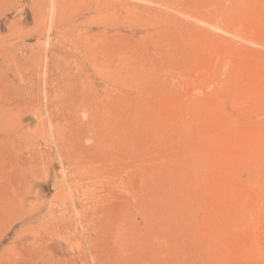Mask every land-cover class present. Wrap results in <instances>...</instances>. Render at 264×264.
Returning a JSON list of instances; mask_svg holds the SVG:
<instances>
[{
	"label": "rangeland",
	"instance_id": "rangeland-1",
	"mask_svg": "<svg viewBox=\"0 0 264 264\" xmlns=\"http://www.w3.org/2000/svg\"><path fill=\"white\" fill-rule=\"evenodd\" d=\"M108 1L0 3V264H264V0Z\"/></svg>",
	"mask_w": 264,
	"mask_h": 264
},
{
	"label": "bare ground",
	"instance_id": "bare-ground-1",
	"mask_svg": "<svg viewBox=\"0 0 264 264\" xmlns=\"http://www.w3.org/2000/svg\"><path fill=\"white\" fill-rule=\"evenodd\" d=\"M8 1H9V2H11V1H12V2H13V1H16V3H18L19 6H20L19 10L21 9L22 5H24V4H22L24 0H0V3H3V4H4V3H7ZM82 1H84V2H89V3L91 2V0H35V5H37L38 10H39L38 13L36 14V15H38V16H36V17H38V18L41 19V20H47V19H48L49 22H50V24H51V25H50V28H49V32H51V30H52V29H51V28H52L51 26L53 25V23H54V22H57V21L60 20L61 18L63 19V17L65 16V14H66V13H65V12H66V8H68L69 6H72V4L75 3V2H82ZM121 1H122V0H112V1H108V3L113 2V3H112V4H113L112 6H114V5H115L114 3H116V2H121ZM250 1H251V0H250ZM256 1H257V0H256ZM257 2H258V1H257ZM261 2H262V1H261ZM104 3H106V2H104ZM10 4H11V3H10ZM5 5H6V4H4V6H5ZM108 5H109V4H108ZM0 6H2V4H0ZM8 7H9V6H8ZM29 8H30V7H29ZM2 9H3V10H1V12L4 11L5 8H2ZM16 9H17V8H16ZM5 10H6V9H5ZM13 10H14V9H13ZM237 10H238V9H237ZM8 11H9V10H8ZM14 11H15V10H14ZM258 11H259V10H258ZM260 11H261V10H260ZM263 11H264V9H263ZM263 11H262V12H263ZM5 12H7V11H5ZM19 12H21V11H19ZM233 13H234V18H235V16H236V15H235L236 10H235V12H233ZM233 13H232V14H233ZM237 13H238V12H237ZM237 13H236V14H237ZM239 13H240V12H239ZM0 14H1V13H0ZM3 14H4V12H3ZM8 14H9V13H8ZM67 14H68V13H67ZM253 14H254V12H253ZM84 15H85V14H84ZM238 15H239V14H238ZM240 15H241V16H238V17H242V14H240ZM258 15H259V14H258ZM1 16H2V15H1ZM1 16H0V17H1ZM5 16H6V15H5ZM32 16H33V15H32ZM73 16H74V15H73ZM230 16H231V15H230ZM243 16H244V14H243ZM245 16H246V15H245ZM256 16H257V15H256ZM87 17H88V16H87ZM232 17H233V15L231 16V18H232ZM20 18H21V16H20ZM33 18H34V17H33ZM244 18H245V17H244ZM246 18H247V17H246ZM236 19H237V17H236ZM239 19H240V18H239ZM241 19H242V18H241ZM84 20H85V19H84ZM234 20H235V19H234ZM241 21H242V20H241ZM42 22H43V21H42ZM237 22H239L238 19H237ZM242 22H243V21H242ZM242 22H241V23H242ZM259 22H260V21H259ZM44 23H45V22H44ZM243 23H244V22H243ZM36 24H37V23H36ZM81 24H82V22H81ZM239 24H240V22H239ZM256 24H257V23H256ZM45 26H46V24H45ZM86 26H87V25H86ZM7 27H8V26H7ZM9 27L11 28V26H9ZM35 28H36V26H35ZM262 28H264V27H262ZM32 29H33V28H32ZM54 29H55L54 31L57 32V27L54 26ZM58 29H59V28H58ZM60 29H61V28H60ZM85 29H86V28H85ZM23 31H24V30H23ZM29 31H30V30H29ZM52 31H53V30H52ZM59 31H60V30H59ZM83 31H84V30H83ZM88 31H89V29H88ZM88 31H87V32H88ZM25 32H26V31H25ZM72 32H73V31H72ZM81 32H82V31H81ZM87 32H86V33H87ZM30 33H31V32H30ZM33 33H34V32H33ZM35 33L37 34V38H46V37H48V34L45 33V27H44V28H43V27L39 28V30H36ZM35 33H34V34H35ZM60 33H61V31H60ZM68 33H70V32H68ZM238 33H239V32H238ZM62 34H63V33H62ZM70 35H71V34H70ZM81 35H82V34H81ZM237 35H238V34H237ZM85 36H88V35L86 34ZM81 37H82V36H81ZM224 37H225V36H224ZM25 38H26V37H25ZM19 39H20V38H19ZM55 39H56V38H54V40H55ZM58 39H60V38H58ZM58 39H56V40H58ZM228 39H229V38H228ZM238 39H239V37H238ZM52 40H53V39H52ZM83 40H84V39H83ZM83 40H82V41H83ZM240 40H241V39H240ZM39 41H41V40H39ZM41 42H42V41H41ZM69 42H70V41H69ZM53 43H54V42H53ZM53 43H52V44H53ZM57 43H58V42H57ZM81 43L83 44V42H81ZM46 44H47V43H46ZM86 44H88V43H86ZM44 45H45V43H44ZM50 45H51V44H50ZM58 45H60V44H58ZM201 45H202V44H201ZM42 46H43V45H42ZM83 46H84V45H83ZM85 46H86V45H85ZM35 47H36V46H35ZM48 47H49V46H48ZM197 47H198V46H197ZM200 47H201V46H200ZM200 47H198V48H200ZM40 48H41V47H40ZM57 48H58V47H57V44L54 43L53 46L50 47V49L47 48V49H48L47 52L50 53V54H52V55H54V54L56 53V51L58 50ZM61 48H62V47H61ZM80 49H81V48H80ZM195 49H196V48H195ZM30 50H31V49H30ZM84 50H85V49H84ZM196 50H197V49H196ZM208 50H209V49H208ZM45 51H46V49H45ZM45 51H44V52H45ZM203 51H204V49H203ZM199 52H200V50H199ZM45 53H46V52H45ZM219 54H220V53H219ZM203 55H204V54H203ZM201 56H202V53H201ZM204 56H205V55H204ZM205 57H207V56H205ZM252 57H253V56H252ZM237 61H238V60H237ZM246 61H247V60H246ZM238 62H239V61H238ZM243 62L246 64L245 61H243ZM241 63H242V62H241ZM244 63H242V65H243ZM238 64H239V63H238ZM238 64H237V65H238ZM218 65H219V64H218ZM246 65H247V64H246ZM246 65H244V67H245ZM252 65H253V64H252ZM252 65H251V67H252L251 69L254 68V66H252ZM41 66H42V65H41ZM215 66H216V65H215ZM248 66H249V65H248ZM224 67H225V64H224ZM222 68H223V67H222ZM257 68H258V67H257ZM257 68H256V69H257ZM259 68H260V67H259ZM216 69H217V68H216ZM219 69H220V68H219ZM226 69H228V67H227ZM237 69H238V67H237ZM242 69H243V68H241V71H242ZM246 69H247V68H246ZM248 69H250V68H248ZM235 70H236V69H235ZM239 70H240V69H239ZM215 71H216V70H215ZM232 71H233V70H232ZM243 71H244V69H243ZM249 71H250V70H249ZM249 71H248V74H249ZM256 71H257V70H256ZM261 71H262V70H261ZM213 72H214V71H213ZM221 72H223V70H221ZM234 72H235V71H234ZM250 72H251V71H250ZM253 72H254V71H253ZM230 73H232V72H230ZM235 73H236V72H235ZM235 73H234V75H235ZM238 73H240V71H238ZM255 73H256V72H255ZM240 74H241V73H240ZM242 74H244V73H242ZM212 75H214V74H212ZM215 75H216V74H215ZM232 75H233V74H232ZM244 75H245V74H244ZM248 76H249V75H248ZM251 76H252V75L250 74V77H251ZM254 76H257V73L254 74ZM219 77H220V75H219ZM228 77H229V76H228ZM231 78H232V77H231ZM239 78H240V77H239ZM244 78H245V77H244ZM247 78H248V77H247ZM252 78H253V77H252ZM252 78H250V79H251V80H254V79H252ZM233 79H234V78H233ZM233 79H232V80H233ZM240 79L242 80V78H240ZM240 79H239V80H240ZM248 79H249V78H248ZM262 79H263V78H262ZM215 80H216V79H215ZM222 80H223V79H222ZM222 80H221V81H222ZM232 80H231V81H232ZM237 80H238V74H237ZM246 80H247V79H246ZM235 81H236V80H235ZM244 81H245V80H244ZM254 81H255V80H254ZM254 81H252V82L255 83ZM227 82H228V81H227ZM236 82H237V81H236ZM236 82H233V83H236ZM256 82H257V80H256ZM231 83H232V82H231ZM253 83H250V84H253ZM241 84H242V82H241ZM241 84H240V85H241ZM245 84H246V83H245ZM245 84H244V87H245ZM263 84H264V83H263ZM232 85H233V84H232ZM236 85H238V82H237ZM210 88H211V87H210ZM252 88H254L253 85H252ZM252 88H251V89H252ZM255 88H257V86H256ZM259 88H260V87H259ZM236 89H237V87H236ZM238 89H239V88H238ZM240 89H241V88H240ZM243 89H245V88H243ZM246 89L250 92V90H249V88H248V85H247V88H246ZM257 90H258V89H257ZM263 90H264V87H263L262 91H263ZM217 91H218V90H217ZM223 91H224V90H223ZM235 91H236V90H235ZM239 91H240V90H239ZM248 91L245 92V94H246V93L248 94ZM208 92H209V91H208ZM208 92H207V93H208ZM241 92H242V91H241ZM253 92H254V90H252V93L250 92L249 94L252 95ZM258 92H261V91L258 90ZM183 93H184V92H183ZM183 93H182V94H183ZM209 93H210V92H209ZM209 93H208V94H209ZM232 93H234V92H232ZM232 93H231V94H232ZM262 93H263V92H261V93H259V94L261 95ZM172 94H174V92H173ZM179 94H180V93H179ZM184 94H185V93H184ZM186 94H187V93H186ZM191 94H192V93H191ZM194 94H195V93H194ZM197 94H198V93H196L195 95H197ZM240 94H241V93H240ZM242 94H243V93H242ZM245 94H243V95L246 96L247 94H246V95H245ZM249 94H248V95H249ZM254 94H255V93H254ZM254 94H253V96H254ZM256 94H258L257 91H256ZM263 94H264V93H263ZM169 95H170V94H169ZM169 95H167V96H169ZM192 95H193V94H192ZM198 95H199V94H198ZM200 95H201V94H200ZM223 95H224V94H223ZM176 96H177V94H176ZM241 96H242V95H241ZM170 97H171V96H170ZM183 97H184V96H183ZM224 97H225V96H224ZM235 97H236V96H235ZM242 97H243V96H242ZM249 97H250V96H249ZM258 97H259V96H258ZM164 98H165V96H164ZM181 98H182V96H181ZM200 98H201V96H200ZM207 98H208V97H207ZM239 98H240V96H239ZM239 98H238V99H239ZM251 98H252V97H251ZM259 98H260V97H259ZM232 99H233V98H232ZM249 99H250V98H249ZM143 100H144V99H143ZM145 100L148 101L149 99L145 98ZM168 100H169V99H168ZM173 100H174V98H172V101H173ZM177 100H178V99H177ZM236 100H237V99H236ZM239 100H240V99H239ZM260 100H261V102H262V98H261ZM147 101H146V102L144 101V102H145V105L149 102V101H148V102H147ZM150 101H152V99H151ZM159 101H161V99H160ZM172 101H171V102H172ZM179 101H180V100H179ZM230 101H232V100L230 99ZM245 101H246V100H245ZM263 101H264V100H263ZM140 102H141V101L139 100V104H140ZM152 102H153V101H152ZM154 102H155V101H154ZM163 102H164V100H163ZM163 102H162V103H163ZM167 102H169V101H167ZM177 102H178V101H177ZM181 102H182V101H181ZM232 102H233V101H232ZM234 102H235V101H234ZM246 102H247V101H246ZM259 102H260V101H259ZM137 103H138V101H137ZM137 103H136L135 105H137ZM150 103H151V102H150ZM185 103H186V102L184 101V104H185ZM228 103H229V107H230V102H228ZM240 103H241V102H240ZM243 103H244V102H243ZM243 103H242V104H243ZM262 103H263V102H262ZM141 104H142V102H141ZM141 104H140V105H141ZM151 104H152V103H151ZM157 104H158V103H157ZM166 104H167V103H166ZM166 104H165V105H166ZM168 104H169V103H168ZM168 104H167V105H168ZM179 104H180V103H179ZM184 104H183V106H184ZM236 104H237V103H236ZM148 105H149V103H148ZM152 105H153V104H152ZM152 105H151V106H152ZM161 105H162V104H161ZM161 105H160V106H161ZM167 105H166V108H167ZM170 105H171L170 108H173V107H174V105H173V107H172V104H171V103H170ZM170 105H169V106H170ZM205 105H206V104H205ZM244 105H245V104H244ZM223 106H224V105H223ZM262 106H263V105H262ZM163 107H164V106H163ZM203 107H204V106H203ZM239 107L241 108V106H239ZM256 107H258V109H259V108L261 109V106H260V107H259V106H256ZM150 108H152V107H150ZM150 108H147L148 111H150V110H149ZM158 108H159V107H158ZM158 108H157V110H158V112H159V111L161 110V108H160V110H159ZM176 108H177V107H175L174 111H175V112H178L179 110L176 111ZM180 108H181V107H180ZM199 108H200V107H199ZM205 108H206V107H205ZM210 108H211V107H210ZM213 108H214V107H213ZM213 108H212V109H213ZM231 108H232V107H231ZM138 109H139V111H140V107H139ZM141 109L143 110V108H141ZM145 109H146V108H144V110H145ZM152 109H153V108H152ZM155 109H156V108H155ZM177 109H178V108H177ZM221 109H222V107H221ZM225 109H226V108H225ZM262 109H263V108H262ZM144 110H143V111H144ZM157 110H155V111L153 110L152 113H156ZM163 110L165 111L166 109L162 108L161 111L163 112ZM198 110H199V109H198ZM206 110H207V109H206ZM217 110H218V109H216V111H215V109H214L213 111L217 112ZM125 111H126V110H125ZM143 111H142V112H143ZM146 111H147V110H146ZM146 111H145V112H146ZM169 111H170V110H169ZM169 111H168V112H169ZM172 111H173V110H171V112H172ZM174 111H173V112H174ZM202 111H203V110H202ZM202 111H201V112H202ZM224 111L226 112V110H224ZM253 111H254V110H253ZM133 112H134V111H133ZM135 112H136V111H135ZM145 112H144V113H145ZM150 112H151V111H150ZM175 112L172 113V114H173V115L176 114ZM208 112H209V111H208ZM246 112H247V111H246ZM147 113H148V116H149V112H147ZM169 113H170V112H169ZM205 113H207V112H205ZM209 113H210V112H209ZM211 113H214V112L211 111ZM223 113H224V112H223ZM125 114H126V113H125ZM130 114H131V113H130ZM130 114H129V115H130ZM159 114H160V113H158V115H159ZM163 114H164V112H163ZM201 114H202V113H201ZM217 114H218V113H217ZM126 115H127V114H126ZM126 115H125V116H126ZM133 115H134V113H133ZM133 115L130 116V117H134ZM136 115H137V114H136ZM136 115H135V116H136ZM146 115H147V114H146ZM151 115H152V114H151ZM154 115H156V114H154ZM169 115H170V114H169ZM194 115H195V114H194ZM204 115H205V114H204ZM210 115H211V114H210ZM214 115H215V114H214ZM214 115L212 114L211 116H214ZM218 115H219V114H218ZM161 116H162V115H161ZM166 116H167V115H166V111H165L164 117L166 118ZM224 116H225V115H224ZM126 117H128V116H126ZM130 117H129V118H130ZM136 117H137V116H136ZM153 117H154V116H153ZM159 117H160V116H159ZM159 117H158V118H159ZM203 117H204V116H203ZM203 117H201V118H203ZM206 117H208V116H206ZM227 117H228V116H227ZM242 117H243V116H242ZM124 118H125V117H124ZM150 118H151V117H150ZM156 118H157V117H156ZM194 118H195V117H194ZM199 118H200V117H199ZM209 118H210V117H209ZM219 118H220V117H219ZM224 118H225V117H224ZM224 118H223V119H224ZM231 118H232V116H231ZM195 119H196V118H195ZM206 119H208V118H206ZM223 119H221V120H223ZM228 119H229V117H228ZM249 119H250V118H249ZM128 120L130 121V119H128ZM128 120H127V121H128ZM156 120H157V119H156ZM263 120H264V119H263ZM215 121H216V120H215ZM219 121H220V120H219ZM225 121H226V118H225ZM227 121H228V120H227ZM229 121H230V119H229ZM237 121H238V120H237ZM205 122H207V121H205ZM217 122H218V121H217ZM230 122H231V121H230ZM234 122H235V121H234ZM261 122H262V121H261ZM223 123H224V122H223ZM252 123H253V122H252ZM252 123H251V124H252ZM263 123H264V121H263ZM259 124H261V123L258 122V127H259ZM186 125H187V124H186ZM209 125H210V124H209ZM226 125H227V124H226ZM229 125H230V124H229ZM232 125H233V123H232ZM234 125H235V123H234ZM236 125H238V124H236ZM216 126H217V124H216ZM239 126H240V125H239ZM249 126H253V125H249ZM249 126H248V128H249ZM254 126H255V128H256V127H257V123H256V125H254ZM263 126H264V124H263ZM185 127H187V126H185ZM223 127H225V126H223ZM223 127H222V128H223ZM229 127H230V126H229ZM197 128H198V127H197ZM213 128L215 129V126H214ZM234 128H235V127H234ZM248 128H247V129H248ZM250 128H251V127H250ZM250 128H249V129H250ZM260 128H261V127H260ZM157 129H158V128H157ZM183 129H184V127H183ZM227 129H228V128H227ZM227 129H226V131H225V133H224V136L229 137V135H230V138H231V134L233 133L232 130H234V129H232V128H231L232 130L229 129L231 132H230L229 130H227ZM251 129H252V128H251ZM261 129H264V127L261 128ZM195 130H196V129H195ZM198 130H200V129L198 128ZM216 130H217V128H216ZM223 130H224V129H223ZM239 130H240V129H239ZM243 130H244V129H243ZM243 130H242V133H244ZM259 130H260V129H259ZM221 131H222V129H220V131H218V132H221ZM250 131H251V130H250ZM257 131H258V130H257ZM197 132H199V131H197ZM200 132H201V131H200ZM239 132H240V131H239ZM247 132H248V131H247ZM201 133H202V132H201ZM222 133H223V131H222ZM234 133H235V131H234ZM242 133H240L239 135H241ZM253 133H255V132H252L251 134H253ZM262 133H263V132H262ZM170 134H171V133H170ZM217 134H218V133H217ZM244 134H246V131H245ZM259 134H260V133H259ZM214 135H215V134H214ZM214 135H212V136L214 137ZM220 135L222 136L223 134H220ZM232 135H234V134H232ZM242 135H243V134H242ZM242 135H241V136H242ZM248 135L250 136V133H247L246 136H248ZM253 135H254V134H253ZM237 136H238V135H237ZM241 136H240V139H241L242 137L244 138V136H242V137H241ZM249 136H248V137H249ZM251 136H252V135H251ZM258 136H259V135H258ZM260 136H261V135H260ZM262 136H263V135H262ZM216 137H217V136H216ZM232 137H233V136H232ZM254 137H255V136H254ZM208 138H209V137H208ZM222 138H223V137H222ZM252 138H253V137H251V139H252ZM256 138H257V137H256ZM209 139L211 140L212 138H209ZM209 139H208V140H209ZM214 139H215V138H214ZM224 139H225V137H224ZM226 139H227V138H226ZM228 139H229V138H228ZM236 139H238V137H237ZM240 139H239V140H240ZM244 139H245V138H244ZM257 139H258V138H257ZM200 140H201V139H200ZM204 140H206V139H204ZM217 140H219V139H217ZM213 141H214V140H213ZM220 141H221V140H220ZM220 141H219V142H220ZM224 141L226 142V140H224ZM234 141L236 142L235 137H234ZM242 141H243V140H242ZM242 141H241V142H242ZM250 141H251V140H250ZM259 141H260V140H259ZM209 142H210V141H209ZM215 142H216V141H215ZM229 142H230V141H229ZM213 143H214V142H213ZM226 143H227V142H226ZM233 143H234V142H233ZM236 143H237V142H236ZM214 144H215V143H214ZM217 144H218V142H217ZM242 144H243V143H242ZM203 145H204V144H203ZM203 145H202V146H203ZM223 145H224V143H223ZM227 145H228V143H227ZM230 145H231V144H230ZM249 145H250V144H249ZM262 145H263V144H262ZM202 146H201V147H202ZM213 146H214V145H213ZM213 146H212V147H213ZM217 146H218V145H217ZM234 146H235V144H234ZM236 146H237V145H236ZM242 146H243V148L245 147L244 145H242ZM242 146H239V147H242ZM255 146H256V145H255ZM204 147H205V146H204ZM208 147H209V145H208ZM208 147H207V149L210 150V147H209V148H208ZM214 147H216V146H214ZM218 147H219V146H218ZM230 147H231V146H230ZM236 148H237V147H236ZM207 149H206V150H207ZM244 149H245V148H244ZM212 150H213V149H212ZM218 150H219V149H218ZM234 150H235V149H234ZM214 151H215V149H214ZM214 151H213V152H214ZM221 151H222V150H221ZM215 153H216V151H215ZM262 154H263V153H262ZM153 156H155V155H153ZM225 159H227V158H225ZM225 161H226V160H225ZM167 163H168V162H167ZM207 163H208V162H207ZM218 163H219V162H218ZM217 165H218V164H217ZM176 166H177V165H176ZM213 166H214V165H213ZM221 166H222V164H221ZM254 166H255V165H254ZM224 167H225V166H224ZM244 167H245V166H244ZM186 168H187V167H186ZM216 170H217V169H216ZM262 170H263V169H262ZM208 171H211V172H212V169L209 168ZM219 172H220V171H219ZM220 173H221V172H220ZM262 173H263V172H262ZM208 174H209V172H208ZM211 174H212V173H211ZM214 174H215V173H214ZM215 175H216V174H215ZM215 175H213L214 178L217 177L219 174L216 175V176H215ZM208 176H209V175H208ZM232 176H234V174H232ZM235 176H236V175H235ZM168 177H169V176H168ZM218 177H219V176H218ZM224 177H225V174H224ZM205 178H206V177H205ZM214 178H213V180H214ZM219 178H220V177H219ZM230 178H231V176H230ZM234 178H235V177H234ZM210 179H211V178H210ZM215 179H216V178H215ZM226 180H227V178H226ZM211 181H212V180H211ZM221 181H222V180H221ZM223 181H224V180H223ZM229 181H230V179H229ZM241 181H242V180H241ZM214 182H215V181H214ZM224 182H225V181H224ZM257 182H258V181H257ZM217 183H219V182L217 181L216 184H214L213 182H211V184H214V185H217ZM221 184H222V183H221ZM225 184H226V183H225ZM151 185H152V184H151ZM223 185H224V184H223ZM232 185H233V184H232ZM166 186L168 187L169 185H166ZM211 186H212V187H210V189H212V190H215V189H216L215 186H214L215 189H213V185H211ZM217 186L219 187V185H217ZM224 186H225V185H224ZM228 186H230V185H228ZM249 186H250V185H249ZM251 186H252V185H251ZM164 187H165V185H164ZM167 187H166V188H167ZM242 187H243V185H242ZM252 187H253V186H252ZM227 188H229V187H227ZM253 188H254V187H253ZM169 189H170V188H169ZM169 189H168V190H169ZM219 189H220V188H219ZM212 190H211V191H212ZM216 190H217V189H216ZM216 190L213 191V192H216ZM223 190H224V189H223ZM223 190H222V191H223ZM226 190H227V189H226ZM218 191H219V190H218ZM222 191H221V192H222ZM228 192H229V191H228ZM239 192H240V191H239ZM218 193H220V192H218ZM222 193H224V192H222ZM213 194H215V193H213ZM224 194H226V193H224ZM219 195H221V194H219ZM246 195H247V194H246ZM224 199H225V197H224ZM260 200H261V199H260ZM260 204H261V203H260ZM177 206H178V205H177ZM169 209H170V208H169ZM173 209H174V208H173ZM159 210H160V209H159ZM157 211H158V210H157ZM173 211H174V210H173ZM225 211H226V210H225ZM169 212H172V211L169 210ZM257 212H258V211H257ZM260 212H261V211H260ZM175 213H176V211H175L173 214H175ZM167 214H168V213H167ZM173 214H172V217L174 216ZM168 215H170V214H168ZM245 215H246V214H244V217H245V218H246V216L248 217V215H246V216H245ZM249 215H251V214H249ZM175 216H176V215H175ZM168 217H171V216H168ZM250 217H251V216H250ZM173 218H174V217H173ZM245 218H244V220H245ZM246 219H247V218H246ZM247 220H248V219H247ZM247 220H246V221H247ZM250 220H251V218H250ZM160 222H161L160 225H162V224H163L162 221H160ZM167 222H168V221H167ZM167 222H165L166 225L169 224V223H167ZM250 222H251V221H250ZM252 222H253V221H252ZM244 223H245V221H244ZM153 224H154V222H153ZM157 224H158V223H157ZM246 224H247V223H246ZM252 224H253V223H252ZM252 224H250V225H252ZM155 225H156V224H155ZM155 225H154V226H155ZM166 225H164L165 228H166ZM247 225H248V224H247ZM247 225H245V226L247 227ZM158 226H159V225H158ZM158 226H157V227H158ZM152 227H153V226H152ZM155 227H156V226H155ZM157 227H156V228H157ZM168 227H169V226H168ZM162 228H163V227H162ZM162 228H160V229L157 228V229H156V233H157V230H158V229L161 230ZM165 228H164V230L162 229V230H163L162 233H164V231L167 230V228H166V229H165ZM193 228H194V227H193ZM247 228L251 229L250 227H247ZM151 229H153V228H151ZM168 229L170 230V228H168ZM236 229H237V228H236ZM244 229H245V227H244ZM249 229H246V231L249 230ZM153 230H154V229H153ZM242 230H243V228H242ZM239 231H240V230H239ZM244 231H245V230H244ZM156 233H155V234H156ZM159 233H160V232H159ZM159 233H158V234H159ZM162 233H161V234H162ZM213 235H214V234H213ZM227 239H228V238H227ZM237 241H238V240H237ZM251 241H252V240H251ZM229 243H230V242H229ZM255 243H256V242H255ZM257 245H258V244H257ZM244 246H245V245H244ZM251 249H252V248H251ZM237 252H238V250H237ZM250 252H251V251H250ZM239 254H240V253H239ZM256 254H257V253H256ZM233 259H234V258H233ZM258 260H259V259H258ZM237 261H238V260H237ZM222 262H223V261H222ZM261 263H263V262H261ZM223 264H224V263H223Z\"/></svg>",
	"mask_w": 264,
	"mask_h": 264
}]
</instances>
